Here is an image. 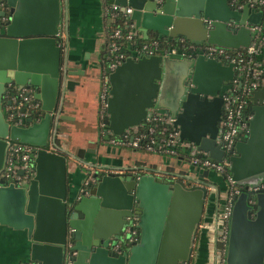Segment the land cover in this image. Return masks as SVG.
<instances>
[{
  "label": "water",
  "instance_id": "water-1",
  "mask_svg": "<svg viewBox=\"0 0 264 264\" xmlns=\"http://www.w3.org/2000/svg\"><path fill=\"white\" fill-rule=\"evenodd\" d=\"M107 1L119 4L121 11L126 5L133 7L129 19L134 21V33L148 39L152 31L162 40V50L137 58L128 55L112 70L108 69V52L100 58L97 115L103 82L108 83L109 95L99 142L101 134L120 135L126 127L160 111L173 118L181 140L195 145L182 149L184 154L162 156L188 163V155L199 148L219 160L223 149L216 134L223 94L233 88L235 77L240 88L242 77L234 62L180 51L188 44L249 46L256 36L250 26L262 18V10L251 4L258 0H248L241 8L231 6L229 0ZM63 8L67 12V0H0V223L25 230L26 252L19 264H63L68 240L72 242L69 248L75 250L72 264H182L189 257L206 204L222 207L219 196L210 202L208 186L218 189L210 171L224 175L200 168L193 177H199L202 184L187 186L181 178L154 174L192 177L184 168L135 160L128 164V158L121 157L114 166L128 168V172H96L88 184L84 175L79 188L71 190L70 164L78 167L80 161L90 162L85 152L95 154L96 148L70 149L60 142V119L73 118L63 112L65 95L74 91L80 83L76 76L84 72L73 67L67 47L62 54L58 44ZM167 42L176 45L165 46ZM171 47L176 51L165 52ZM23 84L36 88L39 108L23 124L9 123L5 102L11 100L5 101V93ZM248 96L249 130L236 141L229 170L236 184L259 186L264 183V87L251 89ZM50 134L55 136L57 151L46 149ZM12 140L36 147L34 173L18 184L3 173ZM253 194L241 190L234 198L225 264H264V190ZM252 195L255 204L248 202ZM131 221L139 235L128 246ZM115 241L122 252L111 248Z\"/></svg>",
  "mask_w": 264,
  "mask_h": 264
},
{
  "label": "built area",
  "instance_id": "built-area-1",
  "mask_svg": "<svg viewBox=\"0 0 264 264\" xmlns=\"http://www.w3.org/2000/svg\"><path fill=\"white\" fill-rule=\"evenodd\" d=\"M262 2L263 0H258L257 2L251 1V4L256 6ZM229 4L235 8H241L244 3H239L238 0H229ZM103 9L106 18L110 20L119 18L121 19V23L124 24V27L115 26L108 32L106 42L108 54L106 58H108L109 70H112L128 55H133L134 58H137L139 54L151 55L162 50L157 37L144 39L141 34L134 33V21L129 19V13L132 12L133 7L126 5L124 11H121L119 4L104 0ZM250 27L255 31L256 36L247 47L230 48L213 43H202L197 46L191 44L185 45L180 51L184 55L203 53L205 56L218 58L225 63L234 62V68L243 81L242 86L239 88V79L235 77L233 88L223 94V109L218 122L219 131L216 134V142L223 149L222 157L217 160L211 157L208 151L199 148H196L194 153L188 155L192 164L199 168L220 171L228 182L229 189L221 209L216 208L215 213L211 215V222L201 221L197 231L198 234L200 227L211 230L217 264H225L223 254L226 250L229 219L235 196L241 190H247L251 194L264 190V183L259 186L236 184L229 170L230 156L235 152V143L241 135H245L249 130V119L252 116V112L247 108L249 104V91L253 88L264 87V22L261 23L260 21L259 23L251 24ZM261 30L263 33H260L262 32ZM58 38L61 42L65 38L64 28L63 26L61 27V24ZM164 50L165 52L168 50L176 51L175 47ZM35 91L36 88L29 84H23L19 90L6 91L5 101L7 99L11 100L10 103L5 102V117L9 123L23 124L28 116L36 115L40 101L35 99ZM108 95V83L103 82L98 94V121L101 129L103 125L102 119L106 116L105 105ZM179 133V128L173 124V118L170 114L154 111L144 121L126 127L122 134L108 136L107 142L112 146H131L158 154H184L182 149L190 150L195 145L187 140H181ZM46 149L52 151L58 150L53 134L49 135ZM35 155L36 147L33 144L19 140L10 141L6 165L3 170L4 177L16 184L20 183L23 178H30L32 173H34L33 162ZM80 165L85 170L83 179L85 184L95 180L96 172L98 174L128 172V168L114 165L98 166L88 161H80ZM20 169L24 170L23 173L19 172ZM154 174L160 177L181 178L187 186L202 184L199 177L194 178L187 175L180 176L176 173L163 172H155ZM208 188L209 190L214 189L213 186H208ZM253 195L248 200L250 204H255L256 202ZM127 229L129 231V246L138 240L139 228L135 224V221H131ZM196 236L192 242L189 257L183 260L182 264H194ZM71 245L72 242L68 240L63 264H72L75 250L69 248ZM111 248L116 253H120L123 250L118 241H115L111 245Z\"/></svg>",
  "mask_w": 264,
  "mask_h": 264
},
{
  "label": "crops",
  "instance_id": "crops-1",
  "mask_svg": "<svg viewBox=\"0 0 264 264\" xmlns=\"http://www.w3.org/2000/svg\"><path fill=\"white\" fill-rule=\"evenodd\" d=\"M108 2V1H107ZM104 0H72V7L69 9L67 5V12L65 11V5L63 12H62V22L61 27L63 26L64 32H65V38H63L62 42L59 40L58 44L61 46L62 54L63 51L66 49L69 52V57L73 58L74 61L72 62L74 68L81 67L84 69V72L82 74H79L76 76L78 80H80V83L74 86V93L77 94L76 97L81 93V91L86 89L88 92H92L96 95L97 99V93L98 89L100 88V81L99 78L98 83L96 80L90 79V74L88 73L89 67H94L97 65L96 73L98 72V62L101 57L105 54V47L106 42L108 38V27L107 23L110 21L109 18H106L104 15ZM67 14V20H65ZM143 37V34H141ZM154 36V33L152 31H149V38ZM95 58V59H94ZM88 67V69H87ZM95 85L97 86V89L94 90ZM93 87V88H92ZM73 92V91H72ZM73 94H66L65 95V105L63 103V112L66 114H69L73 116L72 119H75L76 106H73L70 104V97ZM58 103V99H57ZM97 105V104H96ZM66 106V108H64ZM97 114V113H96ZM100 129V127H99ZM100 133V130H99ZM86 143L84 142H78L75 146V148L82 146L85 148H88L90 146L96 148L95 154L90 156H100L106 155L111 157V159L114 162H120L121 157L128 158V164H131L135 161H140L148 164H154V165H166L172 166V167H184V164L182 161L177 160V158L173 157H165L162 155L155 154L156 156L148 157L144 155L143 153H138L136 151H125L122 148L123 146H107L104 147L98 143V141H95L93 138H88ZM134 148V147H133ZM71 149V146H70ZM139 150V149H138ZM87 152V151H86ZM85 152V155H86ZM90 152V151H89ZM140 152H145L146 150H142ZM151 153V152H149ZM144 156V157H143ZM89 158V157H88ZM120 164V163H119ZM80 165V164H79ZM78 165V166H79ZM70 166L75 167L73 163L70 164ZM68 168V179H74V172L76 169ZM81 168V166H80ZM79 168V173H81V169ZM83 170V169H82ZM73 174V176H72ZM72 176V177H71ZM210 195V202H215L214 199H216L217 196H220L219 189L212 190ZM216 211V205H207L205 206L204 212L202 214V222H206L207 219L211 220V215H213ZM209 228H202L200 227L199 232L195 239V257H194V264H206L208 261V241L211 239L212 236H207L206 239L202 240L203 233L209 232ZM26 233L23 229H16L13 227H10L6 224L0 223V264H19V262L22 260L24 253L26 252ZM216 254L214 257V264H217L216 262Z\"/></svg>",
  "mask_w": 264,
  "mask_h": 264
},
{
  "label": "rangeland",
  "instance_id": "rangeland-1",
  "mask_svg": "<svg viewBox=\"0 0 264 264\" xmlns=\"http://www.w3.org/2000/svg\"><path fill=\"white\" fill-rule=\"evenodd\" d=\"M67 5L70 9L72 7V0H67ZM88 67H89L88 73H91L90 79H92V80L94 79L98 83L97 79L99 76L96 73L97 65H95L92 68H91V66H88ZM88 67H87V69H88ZM96 89H97V86L95 85L94 90H96ZM74 91L73 92L69 91V93L73 94ZM76 95L73 94L70 97V104H69V106H70L73 102V106H76V108H78L76 110L77 115L75 116V119H60V121L58 123V128L60 130V135H61L60 142L64 145H67L68 148L71 146L72 148L76 149L75 146L78 142L82 141V142L86 143L87 140H89L88 138H91V139L93 138L95 141H98V143L103 145V148L107 147V145H109L108 143H106V142L102 143L101 142V141H103V139L106 140L107 136H104L103 139L100 140V142L98 140V135H99L100 129H99L98 115L96 114L97 113L96 95L93 94L92 92H88L87 87H86V89H84V91L83 90L81 91V93L78 95V97H76ZM64 105H65V101H64ZM64 108H66V106ZM88 148L91 149L92 146H90ZM122 148H124L123 150H125L127 152H128V150L131 152L133 150V151H136L138 153H143L144 155L148 156L149 158L156 156L155 154H152L154 152H151V151H146V153L140 152V151H142V149L136 150L131 146H123ZM149 152H151V153H149ZM90 155H93V152L87 151L85 158L88 159L90 162H100L102 164H107V165L118 164V162H114L111 159V157L106 156V155H101V154H100V156H96V155L90 156ZM158 155H161V154H158ZM180 161L181 160H179V163H180ZM183 164H184V167H182V168L186 169L192 177L195 176L196 173L201 172V169L199 167L195 166L194 164H192L190 162V160L188 163L185 162ZM70 168L76 169V171L74 172V179L70 180V182H69L71 190H74V189L76 190L81 185L83 176L85 175V171H83L80 168V166L77 167L76 165H75V167L70 166ZM79 168L81 169V173H79ZM214 173H217V174H214ZM72 176H73V174H72ZM217 176H218V179H217ZM210 177L216 179L215 180L216 185L218 186L219 192L221 193L220 194V196H221L220 204H223L226 200V194H227V191L229 189L228 182H227L226 178L221 175V173L215 172L213 170L210 171ZM211 195L214 196L213 194H211ZM207 221L211 222L212 220L207 219ZM202 233L204 236L202 238V240L206 239L207 236H212L211 230H209L208 233H205L204 231H202ZM207 248H208V261L206 264H214L215 248H214L213 241L211 239L208 241Z\"/></svg>",
  "mask_w": 264,
  "mask_h": 264
},
{
  "label": "trees",
  "instance_id": "trees-1",
  "mask_svg": "<svg viewBox=\"0 0 264 264\" xmlns=\"http://www.w3.org/2000/svg\"><path fill=\"white\" fill-rule=\"evenodd\" d=\"M247 0H238L239 3H245ZM256 7L258 9H261L262 10V18H261V23L264 22V0L262 3L260 4H257ZM115 26H121V27H124V24L121 23V19L119 18H115L113 20H110L108 23H107V27H108V30H111V28L115 27ZM152 37H156V36H152ZM159 41L161 42L162 40L159 39ZM170 44L168 45V42L165 43V46H174L176 45V43L174 42H169ZM129 45V44H128ZM106 53H107V50H105ZM106 55V54H105Z\"/></svg>",
  "mask_w": 264,
  "mask_h": 264
},
{
  "label": "flooded vegetation",
  "instance_id": "flooded-vegetation-1",
  "mask_svg": "<svg viewBox=\"0 0 264 264\" xmlns=\"http://www.w3.org/2000/svg\"><path fill=\"white\" fill-rule=\"evenodd\" d=\"M101 130H102V129L100 128V132H101ZM102 133H103V130H102ZM102 135H103V134H101L100 139H103V137L105 136V135H103V136H102ZM103 140H104V139H103ZM106 140H107V139H106ZM106 140H104V141H106Z\"/></svg>",
  "mask_w": 264,
  "mask_h": 264
}]
</instances>
